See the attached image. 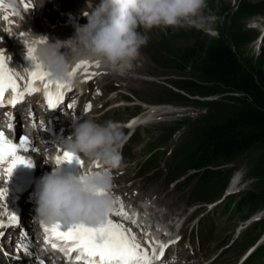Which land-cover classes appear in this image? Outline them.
Listing matches in <instances>:
<instances>
[{"label": "rangeland", "instance_id": "374dc122", "mask_svg": "<svg viewBox=\"0 0 264 264\" xmlns=\"http://www.w3.org/2000/svg\"><path fill=\"white\" fill-rule=\"evenodd\" d=\"M206 4L204 14L216 17L208 31L187 25H161L150 30L140 28L146 38L150 39L149 43L151 42L152 46H149L148 49H140L134 77L128 78L134 81L132 85L135 88L134 90L131 88L134 99H131V104L136 108L138 117L143 115L140 103L145 107L151 105L160 109V123L153 126V130L158 133L153 142H157L161 135L165 136L162 143L172 134L181 135L180 138H174L169 142L166 154L163 155L161 151L154 155L158 159L159 166L151 168L152 165H150L145 168V165L140 171L129 172L130 175L125 179L131 181L136 178V183L140 186L143 196L151 199L157 196L156 200L162 207L166 206V209H171L168 217L172 221L179 218L181 221L185 218L194 219L199 216L200 211H205V214L210 211L205 209L194 212L195 202L191 199L190 192L196 182H193L192 186L182 185V188L181 184L175 187L176 183H171L173 180L169 176L168 161L172 155H168V150L174 151L181 139L186 145H192L199 129L211 122L222 121L226 113L236 108L237 104L225 99L224 95H193L186 90L179 89L175 84L181 79V76L173 74L175 72L170 66L171 60L177 61L184 68L186 65L178 62L179 58L184 55L189 57L192 50L199 44L206 46L211 42L218 41L231 47L240 62L245 67L254 70L258 69L260 57L264 54V29H252L246 23L252 18L264 17V0H206ZM138 74L150 76L148 78L152 81L139 79ZM183 76V80L191 81L189 77L191 72L186 71ZM126 80L115 79V83L126 82ZM107 81L113 82L109 78ZM119 98L120 96L117 101ZM213 102H218V104ZM132 112L133 110L126 112L124 116L129 117ZM148 168L151 169L146 172L145 170ZM213 169L223 173L225 177H230L228 186H230L232 178L238 174V181H242L239 186L240 196L243 199H248L249 195L253 194L257 198L256 203L250 207L247 204L243 205L241 214H230L221 206L206 215L205 217L209 218L204 219L201 223L205 241L211 242L214 236L215 240L208 245L205 252L199 255L200 261L208 262L221 248L229 246L235 240V247L222 255L219 264H236L244 252L260 240L258 239L260 235H264V229H260L264 227V147L257 146L232 162L220 161L213 166ZM197 172L203 173V178L209 181L207 172H202V170ZM209 182L212 184L213 181ZM221 186L219 185V188ZM206 188L203 184L197 185L194 188L195 196L204 198L207 193ZM135 190L139 191V187H136ZM220 199L207 202L213 203ZM192 210L194 214L191 212ZM250 220L255 221V224L252 222L254 228H252L253 225H250L243 231L241 229L242 232L239 231ZM248 229L251 230L250 236L258 237L256 241L251 242L250 237L242 238ZM238 236L240 239H237ZM242 243L246 248L239 251V244L241 247ZM196 247H198L197 241Z\"/></svg>", "mask_w": 264, "mask_h": 264}, {"label": "clouds", "instance_id": "9594fccd", "mask_svg": "<svg viewBox=\"0 0 264 264\" xmlns=\"http://www.w3.org/2000/svg\"><path fill=\"white\" fill-rule=\"evenodd\" d=\"M89 10H83L87 23L77 25L73 38L55 43H42L35 50L36 60L61 83L71 80L75 63L98 62L112 71L125 75L134 68L140 49L147 43L141 27L150 30L156 26L187 25L208 31L216 17L205 15L206 0H88ZM252 29H264V17L246 22ZM69 51L61 53V49ZM123 133L117 123H98L89 118L78 122L74 132L62 142L61 150L82 154L87 166L82 174L56 172V156L50 157L51 174L42 178L36 194V215L40 224L104 223L114 208L111 194V169L121 163L119 144ZM99 161L104 166L96 170Z\"/></svg>", "mask_w": 264, "mask_h": 264}, {"label": "trees", "instance_id": "16d2710c", "mask_svg": "<svg viewBox=\"0 0 264 264\" xmlns=\"http://www.w3.org/2000/svg\"><path fill=\"white\" fill-rule=\"evenodd\" d=\"M178 62L186 66L182 68L175 60H171L170 66L174 75L181 76L175 84L179 89L193 95H224L225 99L237 104L222 121L211 122L199 129L192 145L183 142L176 162L172 163L179 174L189 170L207 172L212 184L203 178V173L190 179L199 176V184L207 187L205 199H213L221 196L230 181V177L215 171L213 166L220 161L232 162L257 146L264 147V54L260 57L258 69L254 70L245 67L231 47L218 41L206 46L199 44L189 57L184 55ZM186 71L191 72V81L183 80ZM219 185L222 186L219 188ZM256 201L253 194L248 199L242 197L237 210L241 211L245 204L250 207ZM263 251L264 247L254 258L263 256Z\"/></svg>", "mask_w": 264, "mask_h": 264}, {"label": "snow or ice", "instance_id": "6c2138e0", "mask_svg": "<svg viewBox=\"0 0 264 264\" xmlns=\"http://www.w3.org/2000/svg\"><path fill=\"white\" fill-rule=\"evenodd\" d=\"M27 6V5H26ZM23 35V33H21ZM48 42L47 39L25 41L28 47L27 55L34 62V69L21 74L12 71L8 66L9 57L5 56L4 50L0 49V106L5 103L15 106L24 100L26 95L43 91L48 106L56 109L64 100L65 91L71 90L70 85L54 81L51 74L35 58L37 45ZM88 61H81L73 68L70 75L74 76L78 69L84 68L87 72ZM99 67V63H96ZM95 75V73H91ZM7 95V99H5ZM70 108L71 105L69 104ZM89 110L91 105L88 106ZM11 128L12 125H9ZM31 142L28 137L21 135L18 142L14 143L3 131H0V164H7L4 169L5 187L0 188V199L8 196L7 181L11 178L14 169L24 164L34 167V160L21 155V152L30 150ZM38 151L37 149H31ZM62 154L57 155L56 165L65 162L71 163L76 160L83 167L84 161L80 155L59 150ZM96 167L100 165L97 162ZM129 214L125 211L123 202H119V210L111 211L107 220L98 225L73 224L65 227L63 224L44 225L45 243L50 244L53 249H59L70 262H83V264H155L164 255V244L159 245V250L152 246L146 238V233L141 229L133 231L131 226H125L122 221L114 220L112 217H123L128 219ZM19 223L15 214H10L9 225ZM135 224V221H132ZM24 251L28 252V246L22 244ZM75 254V255H73ZM43 264V262H40Z\"/></svg>", "mask_w": 264, "mask_h": 264}, {"label": "bare ground", "instance_id": "6f19581e", "mask_svg": "<svg viewBox=\"0 0 264 264\" xmlns=\"http://www.w3.org/2000/svg\"><path fill=\"white\" fill-rule=\"evenodd\" d=\"M75 4V3H74ZM73 4V5H74ZM82 21H77V24H80ZM39 28H37V30H38ZM53 32V31H52ZM75 33H76V29H75V27L74 26H72V27H69L68 29L67 28H64L63 29V31L61 30L60 32H56V34H57V40H60V41H66V40H68V39H70V38H73L74 36H75ZM38 34H42L41 32H38ZM11 51H16V52H18V54H19V56H22L23 58H22V60L24 61V62H27V63H29V59L27 58V56H26V51L19 45V44H17L13 49H11ZM67 51H69L68 49H63L62 48V52H67ZM95 63H97V62H95ZM99 65H101L100 63H99ZM134 75V72L132 71V70H130L127 74H125V75H120L119 74V77L121 78V77H128V76H133ZM134 77V76H133ZM146 110H148V109H153V107L152 106H146V108H145ZM143 114H145V113H143ZM138 121H139V123L141 122V123H143V124H146L147 123V121H149L148 119H147V116L145 115L144 117H139L138 118ZM234 185V186H233ZM234 187L235 188V186H236V184H234V183H231V186L230 187ZM237 187H239V186H237ZM236 187V188H237ZM124 208H125V211H127V213L129 214V216H128V218H132L131 217V215L133 214V210L134 209H139V208H141V206L140 205H136V206H133V207H128V208H126V206L124 205ZM119 209V208H118ZM117 219H119V220H122L123 219V217L122 218H117ZM131 224H133L132 223V221H135V224H133L134 226H135V229H136V231H138V230H143L145 233H146V236L148 237V241L149 242H151L152 243V245H157L158 243H157V241H155L154 240V238L155 237H153V235L148 231V228H147V224L145 223V224H143V223H141V221H139L138 219H129L128 220ZM151 224H153V222H151ZM157 239H159L160 241H164L165 240V237H163V235H162V233H159V235L156 237Z\"/></svg>", "mask_w": 264, "mask_h": 264}]
</instances>
